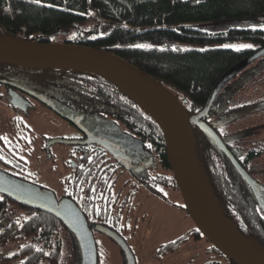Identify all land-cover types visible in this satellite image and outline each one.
<instances>
[{"label": "trees", "instance_id": "obj_1", "mask_svg": "<svg viewBox=\"0 0 264 264\" xmlns=\"http://www.w3.org/2000/svg\"><path fill=\"white\" fill-rule=\"evenodd\" d=\"M90 11L109 23V32L75 44L108 50L124 58L177 96L180 93L182 98H178L191 114H199L208 106L214 89L229 71L246 64L264 48V28L235 25L264 19V0H0V35L53 42L54 37L69 33L85 20ZM233 42H247L253 47L236 50L223 46ZM137 44L151 47L133 46ZM5 76L50 97L56 106L67 108L71 117L96 131H104L103 124H110L114 127L110 126V130L119 137L138 139L143 152L149 157H160L169 170L164 136L154 118L103 76L80 69L0 64V77ZM210 113L211 108L200 120L206 123L204 119ZM191 136L202 172L223 214L242 235L264 249V215L257 205L258 196L249 185L250 191L243 186L241 174L211 135L196 125L191 128ZM21 140L17 164L24 175L9 176L32 184L31 173L23 166V155H31V141L23 136ZM168 180L178 188L172 174ZM0 197L4 198L0 200V213L8 208V201L15 203L8 196ZM6 218L10 222L13 219ZM58 224L55 217H40L36 222L28 217L21 225L12 221L11 231L16 230V236L5 241L26 239L22 244L27 245L20 249L28 252L29 238L38 235L37 250L53 251L55 255L44 259L56 264L66 249L51 239ZM194 231L193 235L201 236L196 227ZM187 239L188 235L182 236L177 244L181 246ZM211 248L228 264H234L214 246ZM168 250L162 248L161 255ZM79 252L82 253L81 248Z\"/></svg>", "mask_w": 264, "mask_h": 264}, {"label": "flooded vegetation", "instance_id": "obj_2", "mask_svg": "<svg viewBox=\"0 0 264 264\" xmlns=\"http://www.w3.org/2000/svg\"><path fill=\"white\" fill-rule=\"evenodd\" d=\"M258 86H263L262 92H264V80ZM14 92L22 97L23 100H21L24 107L14 104ZM0 99H5L7 104L15 109L16 112H29L30 109L36 110L35 104L37 103L45 109L46 114L54 115L58 119L63 120L66 124L64 127H67L68 130L65 135H58V137L54 138H41L42 141L39 148L35 151L32 149L30 156L27 154L23 155L26 161L23 166H27L28 172L31 173L29 179L32 184L38 186L41 190L53 194L58 204L71 200L81 210L95 238L97 264H101L99 238H102V236L108 237L111 242L115 243L122 250L127 260L126 253L120 242L125 243L134 257V264H137L136 251L132 244L152 242L157 238V235L152 237L156 233L149 222V197H160L164 200L163 189L175 187L168 180L172 174L170 166L169 170H166L160 160L161 158L149 157L148 153L143 152L141 144L130 152L129 150L125 151L121 147L119 148L114 143V140L106 139L107 135L117 136L115 132L110 130L111 128L105 131H96L95 128H90V126L83 124L82 121L71 117L67 108L56 106L50 97L17 83L13 77H0ZM262 103H264V94L253 106H259ZM38 111L39 113L43 112L42 108L39 107ZM213 115L214 113L211 112L204 120L222 141L226 150L219 143L218 145L223 154L227 156L231 164L241 174L243 186L249 190V185L251 191L258 196L257 205L264 215V200L260 197V192H263L264 196V130L261 132H258V130L245 132L247 134L244 135L245 137L254 136L253 139L244 144H242V140L236 143L231 142V139H228V136L225 135L230 130L222 132L208 122V119L213 117ZM224 116L226 115L224 114ZM56 122L60 124L61 121ZM231 128L232 131L238 133L246 129L242 125ZM31 132L32 128L25 121H22L20 117L15 116L9 119L6 129L0 132V156L4 157V159H0V174L14 177H22L24 175L20 172L19 164H17L21 155L19 149L22 143V136L25 138L29 137L31 142H35L36 136ZM89 134L110 144L119 153L112 152L108 147L96 141L84 143L88 139ZM54 139L73 140L83 143L50 144ZM57 145H63L66 148L59 154H55L52 152V148ZM34 152H37V154ZM227 152L237 161L248 177L236 167ZM165 172L168 176H166ZM0 194L2 193L0 192ZM2 196L6 197L4 194ZM0 200H4V198L0 197ZM14 202L8 201V208L5 207L0 213V220L2 218V223L0 224V241L2 240L0 242V264H22L25 261L27 262L26 264H51L44 257L48 256L51 258L55 253L53 251L43 252L37 250L40 245L37 241L39 239L38 235H33L29 238L31 242L28 243L31 244V249L28 252H22L20 249L27 245L22 244L23 241H25L24 243L27 242L26 239H23L24 237L19 236L23 240L5 241L7 238L16 236L13 234L16 230L11 231L13 228L10 225L11 222L14 221L16 224L21 225L28 220V217L33 222H36L40 217L45 219L55 217L60 222V225H56L55 233H57L51 239L61 249L63 245L66 248L63 250L64 254H62L61 259L56 264H83V251L79 237L62 219L51 212L15 200ZM6 216L13 217L12 221L10 222V219L7 220ZM193 233H195L194 228L186 235L194 241L206 244L203 253L212 257V260L207 264H228L224 257L213 252L212 245L202 234L201 236H196ZM179 239L180 237L168 242H161L156 250L157 257H163L161 255L162 248L169 249L166 254L176 252L180 247L177 244ZM5 242L9 243V245H6ZM12 242L14 244H11ZM78 244L81 248V254ZM37 256L39 258L38 261L36 260Z\"/></svg>", "mask_w": 264, "mask_h": 264}, {"label": "water", "instance_id": "obj_3", "mask_svg": "<svg viewBox=\"0 0 264 264\" xmlns=\"http://www.w3.org/2000/svg\"><path fill=\"white\" fill-rule=\"evenodd\" d=\"M262 55H264V48L251 56L248 62ZM0 64L87 70L103 76L116 85L151 114L160 127L172 175L185 208L200 233L234 264H264V259L244 246L241 240L252 241L261 250L264 251V249L242 235L226 218L198 162L191 136L193 126L197 125L206 131L225 149L216 132L200 120L208 114L209 103L199 114H191L185 107V102H182L158 79L111 51L82 44L43 42L42 39L27 40L13 35H0ZM116 80L128 85L137 96L124 90ZM13 98L16 106L24 107L22 97L14 92ZM89 141L99 142L112 152L119 153L116 148L91 134L84 143ZM54 143L83 142L65 139H54L50 142V144ZM227 153L236 167L245 174L237 161L229 152ZM0 192L17 202L57 215L79 237L83 251V264H97L94 235L84 214L73 201L58 204L53 194L2 173L0 174ZM210 196L213 197L216 206L213 205ZM224 219L230 227L226 225ZM120 244L126 253L128 264H134V257L127 245L122 242Z\"/></svg>", "mask_w": 264, "mask_h": 264}, {"label": "rangeland", "instance_id": "obj_4", "mask_svg": "<svg viewBox=\"0 0 264 264\" xmlns=\"http://www.w3.org/2000/svg\"><path fill=\"white\" fill-rule=\"evenodd\" d=\"M87 18L78 22L77 26L67 34H61L52 39L54 43L63 42H85L99 36H104L109 32V23L101 18L96 12L90 11ZM252 23L236 22L235 25L256 26L264 25V19ZM233 25V24H231ZM229 44H248L247 42H233ZM264 80V55L250 61L246 64H240L237 68L229 71L219 82L211 96L209 106L213 117L208 119V122L219 128L222 132L231 139V142L242 140V144L253 139V136L247 135L245 132L251 130H264V103L253 106L254 103L263 96V86L258 84ZM261 89H260V88ZM182 98V95L178 93ZM36 110L30 109L29 112H16L10 107L5 99H0V132L7 127L9 119L18 116L25 121L36 136L35 142H31L30 147L34 151L40 147L42 139L58 137L65 135L67 132L66 124L63 120L56 116L46 114L47 112L39 104H35ZM38 107L42 108V113H39ZM230 108V109H229ZM44 109V110H43ZM229 109L227 112H225ZM231 113L230 115H228ZM224 114L226 116H224ZM55 121H61L59 122ZM244 126L246 129L241 133L232 131L231 127ZM105 130L113 125L103 124ZM64 127V128H63ZM116 129V128H115ZM104 130V131H105ZM257 132V133H258ZM117 135V134H116ZM120 136V135H119ZM106 136V138L117 140V144L125 151H132L133 148L139 146V140H131L128 136L119 137ZM42 138V139H41ZM133 139V138H132ZM66 147L57 145L52 148V152L59 154ZM40 150V149H39ZM37 154V152H34ZM170 173V172H169ZM166 174V172H165ZM168 176V174H166ZM165 199L160 197H149V222L151 228L157 235L154 241L147 243H133L136 251L137 264H207L212 260V257L203 253L206 244L203 242L194 241L190 237L182 244L174 253L164 254L163 257H157L156 250L161 242H168L176 238L189 234L195 227L187 209L185 208L182 196L178 188L166 187L163 189ZM260 197L264 200L263 192H260ZM263 206V205H262ZM264 208V206H263ZM151 237V238H152ZM99 247L101 248V264H128L127 260L115 243L111 242L108 237L102 236L99 238Z\"/></svg>", "mask_w": 264, "mask_h": 264}, {"label": "bare ground", "instance_id": "obj_5", "mask_svg": "<svg viewBox=\"0 0 264 264\" xmlns=\"http://www.w3.org/2000/svg\"><path fill=\"white\" fill-rule=\"evenodd\" d=\"M117 82L120 84V86L124 90L130 92L133 95H136L135 91H133L128 85H126V84H124L122 82H119V81H117ZM210 200L212 201L213 205L216 206V203H215V201H214V199H213L212 196H210ZM224 221H225L226 225L228 227H230L229 223L225 219H224ZM241 242H242V244L244 246L248 247L249 249H251L252 251H254L256 254H258L262 259H264V251L261 250L258 246H256L252 241H249V240H247V241L241 240Z\"/></svg>", "mask_w": 264, "mask_h": 264}, {"label": "snow or ice", "instance_id": "obj_6", "mask_svg": "<svg viewBox=\"0 0 264 264\" xmlns=\"http://www.w3.org/2000/svg\"><path fill=\"white\" fill-rule=\"evenodd\" d=\"M33 2L40 3L41 0H33ZM197 2H199V0H197ZM89 15H91V13H89ZM258 26L264 28V25H258ZM254 27H256V26H254ZM133 46L137 47V48L151 47V45H144V44H137V45H133ZM223 46L224 47L234 48L236 50H241V49H244V48H252L253 47V45H251V44H228V45H223ZM0 159H4V157L0 156Z\"/></svg>", "mask_w": 264, "mask_h": 264}]
</instances>
